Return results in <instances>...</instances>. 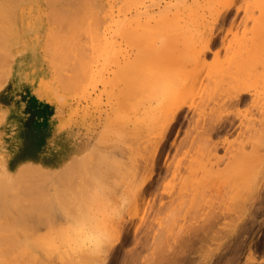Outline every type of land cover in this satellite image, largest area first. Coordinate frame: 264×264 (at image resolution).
<instances>
[{
  "label": "rangeland",
  "instance_id": "obj_1",
  "mask_svg": "<svg viewBox=\"0 0 264 264\" xmlns=\"http://www.w3.org/2000/svg\"><path fill=\"white\" fill-rule=\"evenodd\" d=\"M75 1L77 0H72V3L71 0L67 3L65 2V0L59 1L60 3H63L65 9L63 8L62 3H57V5L54 4L55 7L60 6V9L56 7L57 9L54 10L55 13L53 14H57V16L49 14V19H46L47 16L45 14H43V17L42 14L36 13H34V17H32V15H29L28 13H26L23 17L20 14L16 15L17 18L15 19L18 20V25H20L23 21V24H21V26H18V29H20L18 30L16 28L17 23L14 19L16 23V26L14 28L16 30L13 31V34L16 31H20L19 33L16 32L18 33V36L20 35V39L17 44V47H19L18 50L22 51V49L25 50L26 48H28L29 45H34V47H36V57H32V59L35 60V63L37 65L34 66V64H32L31 62H22L18 60V57H14V55H12V57L8 56L7 59L3 62L2 59L0 63V168H2L6 164L7 170L12 173L14 177L10 183L0 181V191L4 194H11L10 197L8 196V199L0 196V203H6V206L4 208V220L1 221L0 217V238H18L21 240H26L29 238L40 242L41 240H44L47 243H50L51 240H59V238H56L52 235L51 227L53 225H64L68 223L65 216L66 212H71L74 209L87 207L90 205L94 208L100 207V204L94 201V191H97L104 187H109L112 189V198L117 199L119 192L129 190L134 191L135 187L138 184L142 183V181L139 182V180H136L137 176L144 174L145 176H140V179L144 181V177H146L150 171H153L154 180L152 181L150 186H148L145 190L144 196H142L143 193H141L139 194L141 196L140 198L135 197V191L133 201L134 199H139L136 201L137 203L134 202L136 204L135 206L132 205V201L127 213L123 216L126 222H124L123 219H120L113 223L112 227L116 235V241L107 254L102 256L101 259H98L97 256H94L92 257V259H89L87 261L88 258L86 259V256H84L83 259H79V257L72 258L73 254H71L68 258H62L55 251L50 253L42 251L44 264H99V260L103 261V259L104 264H150V261L153 262L151 264H155L156 261H158V253H161L160 255H163V252L158 251L160 249L158 247L164 244L163 248L162 246L161 248H165L166 251L162 249L161 250L164 251V253L168 251V254L166 253L167 256L166 254H164L165 259L167 260V258L170 256L169 254L172 255L175 251L171 249V247L174 248L173 246L170 247V250L168 249L167 245L169 244L170 246V244H173L174 240V244L176 245V247H179V245L177 244H181L183 246L184 251L182 250L180 252H182L183 254L185 252L187 253L182 256L183 254H181L180 252V254H176L174 252L177 256L175 263H169L162 257L165 260L164 261L162 259L165 262L164 264H199V261L197 262L196 260L197 258L198 260H200V264H205L202 263L201 260L207 258L210 259L209 255L210 257L213 255L212 251H214L213 257L215 256L216 258L212 257V259L210 260L207 259L208 262L206 264H213V260L216 261V264H264V144H261L259 135L256 134V132L260 130L259 127H261L262 125L264 126V68L258 66L262 64L264 67V35L260 32L264 28V12L262 11V9L264 8V0H260L259 2L258 0H221V2H219V5L216 1L220 0H198L199 2H197V0H192L193 2L191 0H187L188 7L191 8L192 4V7L195 11L193 9L189 13L187 11H185L184 13L181 11L180 13H177L179 17L175 14L176 12L174 10L170 11L169 13L168 11H162L164 15L166 13L165 17L169 16L165 19H163L162 17L163 13L161 12V10L158 11V8H155L154 13L158 11L157 14H159L158 16H160V18L157 16V14H155V17L152 16L153 20L154 18L159 19L152 21L153 30H155L153 31L154 35L151 34V32L150 34L153 36L150 39L151 36H147L149 33H146V37H142V39L144 38L145 41H142L141 45L133 44L134 47L131 46H133V40L134 42H136V39L130 40L131 37L129 36L106 30L103 26V21H101L103 19L98 20L99 23L103 24H101L100 26L101 29L99 28V26L92 27L90 25L89 27V23L91 24L93 20H91V17L87 15H82V17L87 16L89 17L88 19L87 17L83 18L84 20L80 19L81 15L79 16L78 14H76V8H74L75 6H77V3L79 1ZM213 1H215L216 3ZM56 2L57 1H55V3ZM208 2L211 6L213 4V7H210V5L208 6ZM68 4H73L71 5L72 9L69 8L71 6ZM228 5L230 8L228 7ZM162 6H164V3ZM217 7H219V12H217L218 10H216ZM228 8L229 10H227ZM69 9L71 11H75L74 16L69 11ZM58 10H61V12L63 13L59 12ZM66 10V16L69 18L66 17L63 20L59 17L61 19V25L63 23L64 25H66L65 27H63V29L68 28L66 29L67 31L65 35H75L73 28H76L75 30H78L80 33V35L79 33H77L79 36H75L76 39H84L87 37L88 39H86L91 43L89 39L92 38L93 43L90 44L88 42L89 46L85 44L87 42H84L85 46H88L87 50L90 51V46H95L94 49H98H92V52H88L87 50H85L87 54L84 53V55L86 54L85 56L90 53L92 56L93 53L92 57H95V59L92 60L91 57L88 58L89 56L86 58L84 55L82 57L84 58L83 61L85 62H88L89 59L93 61L89 62V66H91V68L93 67V79L96 77L95 80L92 79L93 81L91 80L87 85L86 93L82 91L81 87L78 91L75 89V87H73L74 85L72 86V80L74 78H79V75L77 77L73 76L74 78L72 77L73 79L69 80V77L67 76L71 75V71L68 68L62 69L65 67V65L68 66V64H66L65 57L63 60V57L58 55L60 47H55L56 43H58L57 45L60 44L61 37L64 36V33H59L63 30L60 27L64 25L61 26L59 23H57V20L59 18L55 21L54 17H58V15L60 16L62 14H65L64 12ZM209 11H211V14ZM214 11L215 13L212 14ZM224 11L226 12V17H224ZM154 13L152 15H154ZM217 13L218 15L216 17ZM28 15L32 17L31 20ZM51 15L54 17H51ZM75 15H78L76 16L77 20H75V22L78 21V25H74L73 28H70L69 25L74 24L71 18L74 17L75 19ZM37 16H39L40 18L36 19ZM64 16L65 15L61 17L63 18ZM162 19L164 20V22ZM27 20L31 21L30 25L27 24ZM37 20L42 22V24L40 23V25L38 23L39 21ZM160 20L162 21L160 22ZM176 20L178 23L176 22L175 26L174 24ZM71 21L73 23H70ZM183 21L185 25L183 24ZM193 21H199L200 23L197 24V22L194 23ZM172 22L174 23L172 24ZM32 23L35 24L36 27L32 25ZM43 23H45L47 26ZM79 23L81 24V26L79 25ZM169 23H171L172 28L169 27ZM178 24H182L183 26ZM260 24L263 26H260ZM161 25L164 26V28L162 27V31L159 28L161 27ZM187 25L190 28L187 27ZM84 26H86V29L88 27V30L84 29ZM173 27L174 29H177L179 27L177 30L180 29L181 31L174 30ZM89 28H93L91 29L90 34ZM21 29L23 30V32H21ZM164 29L165 31L163 32ZM84 30H86L85 32H88L85 33ZM93 30H97L96 32L101 31L100 35L95 34ZM171 30H173V32ZM187 30H189L190 32H188ZM192 30L193 32H191ZM194 30H200L199 33L200 36L202 35V38H199V33H194ZM49 31H51V34ZM29 32L31 33L29 34ZM52 33L53 35H56V42L52 37ZM111 33H114L116 38L112 37ZM59 34H61V37H58ZM36 35L38 36V38H36ZM47 35H49L47 39L49 40V43L51 41L54 45L52 46L53 50L48 49L51 47L47 46L43 41L47 38ZM191 36H193V38ZM204 36H208L207 38L209 39H215L212 45L213 50L211 49V52L209 53H205L203 50L208 40ZM68 37L66 36V38ZM190 37L193 39V41ZM93 38L95 40H93ZM98 38L100 41H102V45L103 43L105 44L104 47H102V45L99 43L100 41H98ZM102 38L104 39V42ZM187 38L190 39L187 40ZM198 38L201 39V42L200 40L198 41ZM204 38L206 39V41ZM96 39L98 42L96 41ZM123 39H128V41L124 42ZM137 39H139L138 41L141 40L140 37ZM47 40L45 41L47 42ZM76 42L77 41H73V43ZM179 42H181L182 45H180ZM192 42L194 44L195 42L197 43L195 46H193ZM26 44L28 46H26ZM107 44L108 46L106 47ZM177 44L179 48L186 47L185 49H188L190 53H193V50L190 47H194L196 50L198 49V51H201L199 52L200 57H203L204 59H201L202 61H200L199 57V59L197 58L198 62L196 61V64H193L191 60H187L189 53L187 54L186 52L188 51L183 48L185 51H183L182 53L177 52L178 50H180L177 47ZM45 45L47 47H45ZM116 47L117 49L119 47V49H115ZM55 48L58 50H55ZM107 48L110 50H108ZM175 48H178V50H176ZM99 49L102 51H100ZM136 49L138 50V52H136ZM183 49L181 48V50ZM107 51H111V54L114 55H112L113 61H110V57L105 60V57L109 54L107 53ZM81 52L82 51H80V53ZM135 53L136 56H134ZM174 53L176 54V56L178 55L177 53L181 54L180 59L178 60L177 58H179V56L177 58L174 57L177 61L173 58V56L175 55ZM183 54H187V56H185V60H187L189 63H186L184 57L183 59L181 58ZM63 55H65V53ZM169 56L171 58H169ZM128 57L129 63L130 61H133L134 58L136 60L137 57L138 63L139 61H144L142 68H145L146 66V69H142V64L140 65V63V66L138 67L139 69L141 68L142 70H144L145 75H143V71L141 69V72H138V69L134 70L137 73L138 77H140V79L143 78L142 80H146L148 78L150 79L152 77H158L157 81L156 79L154 80L156 81V83L159 81L158 83L160 84L157 83L159 86L161 84L163 86L167 84L166 87L168 86L171 89H173L172 85H175V83L177 82L176 87L178 86L180 89V97L182 98L183 95V98H186L187 101L188 106H184L182 113L177 117L176 121H173L174 123L171 121L172 123L168 129V132L166 133V138H164V141L162 142L161 147L159 149L160 152H157L155 156L156 158L154 159L152 157L154 154V150L157 148V144L160 141V137L162 136L161 133H163L165 126L169 125L168 123H170V120H172V112H168V109L166 110L165 107L167 106L166 108L171 109V107L168 106L169 103L171 106L172 102H170L169 100L174 97L171 96L173 91H169L171 93H164L166 91V88L164 89L165 86L163 87L161 85L162 87L159 88L157 85H155L158 87L156 88V90L159 89L157 91L158 95L160 93V95L162 96H158L160 97L158 98L160 102L159 100H156V102L154 103V107L158 106L160 108V105H164V110L168 112V114L166 115L169 116L170 113V116L169 118L166 117V121H164L165 119L163 120V118H161V121H159L161 124H166L165 126L159 124V127H157V129L160 127V129H162V131H159L158 129V131L160 132L159 134H161V136H159L157 130L155 131V135L152 133L149 136L148 134L151 133V131L149 130L148 126L151 125V122L149 123V125L147 123L148 126L137 125V122L135 120H137L139 115L127 111V109H132L127 106V103H125V91L122 92V90L127 87V84H130V81H128L127 84L125 82L124 84L121 83V81H119L116 75H114L117 74V70H115L116 72H113L114 69H118L119 64H122L123 66L124 62H128L126 61ZM260 57L263 59H261ZM85 58L87 59V61L85 60ZM151 58L154 63L151 61ZM258 58L260 60H258ZM181 59L183 60V62ZM58 60H62L64 61V63L62 61L59 62ZM116 60L119 61L118 64H116ZM135 60L132 63H135ZM249 60H252V62ZM184 61L186 64L184 63ZM203 61L205 63H203ZM253 61L256 64L255 67H258L259 69L253 70L254 67H250L251 63V65H253ZM259 61H262L263 63L261 62L259 64ZM73 62L69 61V63ZM61 63H63L64 65H62ZM76 64H78L77 66H80V61L79 63L78 61H76ZM181 64L183 65L181 66ZM232 64L233 66L238 65L236 66V68L239 67L238 69L240 70V73L235 67L232 66ZM185 66H187V68H185ZM248 66L250 70L248 69ZM197 67L199 69L196 70ZM101 68H103V70ZM150 68L154 72L152 73V77L150 74ZM223 68L224 70L222 71ZM111 69H113V74L110 73ZM147 69L149 70V72H147ZM181 69H183L182 72L179 71ZM228 69L229 71H231L232 69L234 71H231L230 73L227 72ZM244 69H246V72H244ZM101 70L103 72H100ZM212 70L216 72V75L214 74L215 76L211 74V72H213ZM255 70H258L257 72L262 70L261 74L258 73V75H260L259 78L255 75L257 74ZM183 71H188V73L191 71L189 74L186 72V74L188 75H193L195 72H197V74H194V78H191V80L187 81L185 80V73L184 76H182ZM250 71H254L255 74L254 72L251 73ZM225 72L227 73L225 74ZM236 72L238 75L236 74ZM148 73L150 74V77H148ZM245 73H247L248 75H245ZM231 74L237 75H233L234 81L239 82L235 83L233 81L234 83H232L233 77ZM197 75H200L198 76L199 78H196ZM254 75L256 76V78ZM100 77L101 79H99ZM109 77H112L113 80ZM211 77H213L214 79L211 80ZM116 78L118 79V81H116L115 84V80H117ZM208 81L210 83V86H214H211V89L209 87V90L211 91H208L207 89L209 86ZM131 82H133V80ZM178 82L180 83L178 84ZM217 83L218 85H216ZM90 84L93 85L89 86ZM110 84L113 86H109ZM168 84L172 85L170 86ZM214 84L216 85V87ZM229 84H232V86ZM236 84H239V86L241 84H244L243 88L247 86L246 89L250 92L249 100L241 105H234L228 102L224 103L223 101L228 100L226 97H231L229 93L231 95L233 94L232 88H234L235 91V87L237 86ZM179 85L183 86V90H181ZM239 86L237 87H241L242 89L243 85H241L240 87ZM76 87L78 88V86ZM168 87L167 91L170 89ZM204 88H206L207 90H205ZM218 89L219 91L217 92ZM203 92L205 93L203 94ZM206 92H209V95L211 94L209 99V95L207 93L206 96ZM216 92L217 95L214 96V93ZM167 94L169 95V97L167 96V98H165V95ZM225 94L228 96H225ZM203 95L204 97H207V99L205 98L204 107H202L203 103L201 98ZM221 98L223 99V101ZM165 102L166 104L168 103V105H166ZM173 103L175 102L173 101ZM176 104L172 106L173 109L175 108L174 106H176ZM21 106L27 108L28 111H30V109L38 108V112L40 114H44L46 117H48L47 114L53 113L57 120L56 122L59 123L61 129L65 132H71L73 136L71 141L72 143H74V146L71 155L64 162L57 163V161L54 162L53 160L50 161L49 164L45 165L36 164L33 162L22 163L20 165H17L12 161L10 150L6 149L3 146L1 130L4 129V126L6 128V125L9 124H15L18 128H22L21 125H24V123H26L27 121H19L23 118V115L19 112V110L22 108ZM261 106L263 107V109H261ZM161 111L163 110L161 109ZM134 115L137 116L136 119ZM261 122L263 123L261 124ZM45 123L46 122L38 123L37 125L38 127H41L40 129H42L44 126H46ZM218 123H221V125ZM228 123H230L231 126L225 128V125H228ZM214 125L216 127V130L214 131L212 136H208L207 130ZM138 127L141 128L137 130V133L135 131L136 129H138ZM256 128L258 129L255 130ZM122 130L129 134L128 138L127 133H125L127 134L125 137L124 133L122 136L127 140L123 139L122 137H119L120 132H123ZM154 137L156 139L159 138L158 142L156 141L157 144L155 143L156 145L151 144V142L154 143L152 141L154 140ZM149 138H152L150 139L151 142H149L150 140L148 141ZM146 141H148L151 145L148 142L146 143ZM210 143H212L213 145ZM209 144L210 148H208ZM211 145L216 148V151L214 148H212L214 151L211 152ZM214 145L217 147H215ZM233 155L235 157V160H233V165L230 163L232 168L229 167L228 170L227 168L224 169L225 165H227V163L230 161V158L233 159ZM226 158L227 160H225ZM150 159L153 160L150 161ZM56 166H58L59 169L55 170V172H51L52 168H55ZM233 166L236 170H234L235 174L232 170ZM117 167H120L119 173H115L117 171L116 169H118ZM114 168L116 169L113 170ZM135 180L139 183H137ZM31 189L34 190L35 193H41V191L45 189L43 191L44 193H48L49 197H46V195L48 196V194L40 193L39 195L37 194L34 197L35 193L31 191ZM30 192H32V194ZM26 193H30V195L27 196ZM32 195L33 198L31 197ZM27 197H30L28 198L29 200L27 199ZM50 197H52L51 204L48 201ZM232 198L234 199V201L236 200V198L237 200L239 199L237 201L238 203L236 202V204ZM28 201H31V203H35L34 205L36 210L31 211L30 209L32 207L27 208V205L29 204H27ZM31 203L29 204V206H32L33 203ZM43 205H45V207ZM250 205L252 206L251 208ZM231 206L233 209L231 208ZM248 207L250 208L249 212ZM254 207L256 209H254ZM216 208V211H220L223 208H227L228 211L231 209L230 213H233L236 216L237 221L236 219L233 220L234 215L230 214L226 209L227 213L225 212V216V213L222 212L224 214L222 216L223 219L220 220L221 222H219L221 224H218L217 227L215 226L216 228L219 227V231H217V233L215 234H211L212 238L209 239L208 237V240H210V242L206 239L208 242L204 240L205 242L203 243V245H200L201 241L199 240L198 245H200L201 247H195L192 244L196 242L194 241V239L196 240V237L194 238V236L190 235H196V232L194 234V230H192L194 229L193 226H195L197 222H201V220L205 218L204 214L207 213L210 209L215 210ZM27 209L30 211H27ZM41 209H45L42 210V213H45L46 215L42 214L41 212V214H38ZM244 209L246 211H244L245 213L242 212V210ZM232 210L235 212H233ZM40 215H43V218ZM131 215L135 218V224H130L132 228L128 224H125L127 223V219ZM227 215L229 216L227 217ZM30 216H34L32 219L41 220L42 218L44 221L41 220L39 222L30 220L32 223L34 221L35 224L33 223L34 225L32 224L30 227H28L30 223H27L28 226L25 227V225H27V218L29 220ZM226 217H230V220ZM83 221L91 226L94 223V218L85 217L83 218ZM203 221L205 222V220ZM15 222H19V226L11 224ZM201 224V228H203V222H201ZM201 224L198 223L195 229L200 228L199 225ZM222 224L223 226H221ZM124 225L125 229H123ZM211 226L214 227V225ZM31 227H33V229H31ZM228 229L231 230L229 231ZM177 236L179 237L176 238ZM185 238L188 240L186 241ZM176 239L178 240L176 241ZM171 241L173 243H171ZM196 243L195 245H197ZM53 245L56 246L55 243H53ZM184 247H186L187 249ZM206 248L213 250H210V252ZM200 252H203V255L200 254ZM80 253L82 255L84 254L82 252ZM80 253L78 252L77 254L81 256ZM87 253L85 252V255ZM178 254L181 256H178ZM19 255L17 253V256ZM156 255L158 256L152 258ZM89 257L91 258V256ZM179 257L182 262L178 260ZM182 257L184 258V260ZM218 258L219 260H217ZM251 258H254L255 261L252 260V262ZM151 259H153V261Z\"/></svg>",
  "mask_w": 264,
  "mask_h": 264
},
{
  "label": "bare ground",
  "instance_id": "obj_2",
  "mask_svg": "<svg viewBox=\"0 0 264 264\" xmlns=\"http://www.w3.org/2000/svg\"><path fill=\"white\" fill-rule=\"evenodd\" d=\"M54 1V2H53ZM55 1H57L56 3H55ZM59 1H62V0H0V63H1V60H2V62L3 61H5L6 59H7V57L8 56H11L12 57V55H14V57L16 56V57H18V60H20V61H22V62H25V63H28V62H31L32 64H34V66H36L37 64L35 63V60L34 59H32V57H36V55H35V48L36 47H34V45L33 46H30L29 45V47L28 48H26L25 50L24 49H22V51L21 50H18V48L19 47H17L18 45V41H19V39H20V35L18 36L17 34L20 32V31H16V32H18V33H14L13 34V31L14 30H16L14 27L16 26V28L18 29V26H21V24H23V21L21 22V24L20 25H18L19 23L17 22L18 20H16L15 18H17V16L16 15H21L22 17L26 14V13H28L29 15H32V17H34V13H36V14H42V17H43V14H45L47 17H46V19L48 18H50V17H48V15L49 14H52V15H54V16H57V14H53V13H55V9H57L56 7H58V6H56L55 7V5L54 4H56L57 5V3H60ZM79 1V2H78ZM192 1V0H191ZM194 1H196V0H194ZM216 1V0H215ZM215 1H213V2H215ZM260 0H258V2H259ZM65 2L67 3V2H70V0L69 1H66L65 0ZM75 2H78L77 3V6H75L74 8H76L75 10H76V14H78L80 17V19L82 20L83 18H86L87 16H89V17H91V20H93L92 22H91V24L89 23V27H90V25L92 26V27H97V26H99V28H100V26H101V24L102 23H99V19L101 20V19H103V20H101V21H103V26H104V28L106 29V30H108V31H112V32H114V33H118V34H124V35H126V36H129V37H131L130 38V40L131 39H136V42H134V40H133V43H132V45L133 44H136V45H141V42L142 41H145L144 40V38L142 39V37H146V33H151V34H153V31H155V30H153V25H152V21H154V20H159V19H155L154 17H155V14H157V12L158 11H160L161 10V12L162 11H168V13L170 12V11H172V10H174L176 13V15H177V13H180L181 11L184 13L185 11H187L188 13L189 12H191L192 11V9H193V7H192V4H191V8L190 7H188V4H187V0H77V1H75ZM74 2V3H75ZM193 2V1H192ZM197 2H199L198 0H197ZM217 3H218V5H219V2H221V0L220 1H216ZM215 2V3H216ZM62 3V2H61ZM60 3V4H61ZM65 3V4H66ZM71 3H72V0H71ZM73 3V4H74ZM163 3H164V6H162L163 5ZM189 3V2H188ZM195 3V2H194ZM193 3V4H194ZM214 3V4H215ZM73 4H68V5H73ZM260 4H262V3H260ZM48 5V6H47ZM76 5V4H75ZM187 5V6H186ZM208 6L210 5L209 4V2H208V4H207ZM206 5V6H207ZM231 5V4H230ZM62 6H63V8H64V5H63V3H62ZM52 7H55V8H52ZM210 7H213V4H212V6L210 5ZM228 7H229V5H228ZM261 7V6H260ZM264 7V6H263ZM262 7V8H263ZM62 8V9H63ZM69 8H71L72 9V6L71 7H69ZM73 8V9H74ZM155 8H158V11H156L155 13H154V10H155ZM203 8V7H202ZM218 8L219 7H217V9L216 10H218ZM230 8V7H229ZM229 8L227 9V10H229ZM262 8H260V9H262ZM58 9H60V6L58 7ZM61 9V10H62ZM65 9V8H64ZM68 9V8H67ZM199 9V8H198ZM214 9V8H213ZM61 10H58L59 12H61ZM157 10V9H156ZM190 10V11H189ZM194 10V9H193ZM209 10H210V8H209ZM215 10V9H214ZM226 10V11H227ZM54 11V12H53ZM57 11V10H56ZM69 11L72 13V15L74 16V14H75V11L74 10H70L69 9ZM195 11V10H194ZM261 11V10H260ZM262 11L264 12V8L262 9ZM261 11V12H262ZM66 12H67V10L64 12L65 14H62V15H58V17H54V16H52L51 15V17H54V20L56 21L59 17L61 18V19H63L64 20V18H66L67 16V14H66ZM160 12V13H161ZM186 12V13H187ZM210 12V14H211V11H209ZM217 12H219V10L217 11ZM229 12V11H228ZM56 13H58V12H56ZM61 13H63V12H61ZM154 13V15H152ZM163 13V12H162ZM167 13V14H168ZM182 13V14H183ZM196 13V12H195ZM215 13V11L212 13V14H214ZM172 14V13H171ZM193 14V13H192ZM204 14V13H203ZM226 12L224 11V17H226ZM264 14V13H263ZM263 14H262V17H263ZM28 15V16H29ZM44 15V16H45ZM63 15H65L63 18L61 17V16H63ZM78 15H75V19H74V17H72L71 19H72V21L74 22V24L73 25H71L70 23H73L72 21L70 22V23H68V24H70L69 26H70V28H73L74 27V25H78V21H76L75 22V20H77V18H76V16H78ZM82 15H87V16H85V17H82ZM159 14H157V16H158ZM165 15H166V13H165ZM165 15H164V13H163V19H165V18H168L169 16H167V17H165ZM184 15V14H183ZM196 15V14H195ZM199 15V14H198ZM197 15V16H198ZM217 15H218V13L216 14V17H217ZM36 16V15H35ZM68 16H69V12H68ZM70 16H71V14H70ZM152 16H154L153 18H154V20L152 19ZM178 16V15H177ZM176 16V17H177ZM186 16H189V15H186ZM203 16V15H202ZM30 17V20H31V16H29ZM89 17H87V19L89 18ZM159 18H160V16H158ZM161 17V18H162ZM179 17V16H178ZM181 17V16H180ZM183 17V16H182ZM194 17V16H193ZM200 17V16H199ZM223 17V16H222ZM19 18V17H18ZM25 18V17H24ZM23 18V19H24ZM39 19L40 17L39 16H37L36 17V19ZM58 19L57 20V23H59L60 25H61V19ZM67 18H69V17H67ZM78 18V19H79ZM195 18H197V17H195ZM14 19H15V21H16V23H15V21H14ZM22 19V20H23ZM42 19V18H41ZM79 19V20H80ZM87 19H85V20H87ZM95 19V20H94ZM162 19V20H163ZM172 19V18H171ZM176 19V18H175ZM174 19V20H175ZM223 19V18H222ZM225 19V18H224ZM26 20V19H25ZM29 20V21H30ZM84 20V19H83ZM162 20H160V22L162 21ZM170 20V19H169ZM168 20V21H169ZM178 20V19H177ZM177 20L175 21V26H176V22H177ZM195 20H197V19H195ZM28 21V20H27ZM26 21V22H27ZM28 21V23L27 24H29L30 25V23H31V21L29 22ZM36 21V20H35ZM37 21H39V20H37ZM42 21V20H41ZM100 21V22H101ZM186 21V20H185ZM85 22V21H84ZM84 22H81V23H84ZM163 22H164V20H163ZM190 22V21H189ZM194 22V21H193ZM195 22H197V21H195ZM194 22V23H195ZM39 24L41 23L42 24V22H38ZM75 23H77V24H75ZM100 25H99V24ZM174 22H172V24H173ZM178 23V22H177ZM200 22L198 21L197 22V24H199ZM202 23V22H201ZM16 24V25H15ZM24 24H25V22H24ZM40 24V25H41ZM43 24H45V23H43ZM156 24H157V21H156ZM161 24V23H160ZM160 24H158V25H160ZM165 24V23H164ZM183 24H184V21H183ZM207 24V23H206ZM262 24V23H261ZM260 24V26H263V25H261ZM32 25H34L35 26V24H33L32 23ZM46 25V24H45ZM62 25H64V23L62 24ZM61 25V26H62ZM79 25L81 26V24L79 23ZM84 25H86V24H84ZM169 27H171V23H169ZM178 25H182V24H178ZM185 25V24H184ZM191 25V24H190ZM259 25V24H258ZM24 26V25H23ZM22 26V27H23ZM47 26V25H46ZM66 25H64V26H62V27H60V28H62L63 29V27H65ZM72 26V27H71ZM166 26H168V25H166ZM183 26V25H182ZM198 26V25H197ZM27 27H28V25H27ZM30 27V26H29ZM36 27V26H35ZM37 27H38V24H37ZM42 27H44V26H42ZM162 27L164 28V26H162L161 25V27H159L160 29H161V31H162ZM181 27V26H180ZM187 27H189L188 25H187ZM25 28V27H24ZM23 28V29H24ZM159 28H158V30H159ZM168 28V27H167ZM172 28V27H171ZM179 28V27H178ZM177 28V29H178ZM185 28H186V26H185ZM184 28V29H185ZM190 28V27H189ZM207 28V27H206ZM209 28V27H208ZM30 29V28H29ZM32 29V28H31ZM40 29H41V27H40ZM61 29V30H62ZM66 29H68V28H66ZM66 29H63L61 32H59V33H61V34H63L64 36H62L61 37V34H59V36L58 37H61V42H60V46L59 45H57L58 43H56V48H58V47H60V49H59V51H58V55L59 56H61V57H63V60H64V57H65V61H66V64H68V66L67 65H65V67L64 68H62V69H69L70 71H71V75L69 76H67V77H69V80H71V79H73L74 77H77L78 75H79V78H74L73 80H72V86L73 87H75V89L76 90H80V87L82 88V91H84L85 93H86V89H87V85L89 84V82L93 79V67L91 68V66H89L90 65V61H91V59H89L88 60V62H85V61H83V59L84 58H82L83 57V55H84V53H86L87 54V52L85 51V50H87L88 49V46H89V41L86 39V38H84V39H86V40H84V39H82V38H80V39H76L75 38V36H77L78 34L77 33H79V31L78 30H75L74 28H73V30H74V33H75V35H72V34H67V35H65V33H66ZM84 29H86V26H84ZM91 29H93V28H91ZM91 29L89 28V34H90V32H91ZM101 29V28H100ZM156 29V28H155ZM173 29H174V27H173ZM177 29H174V30H177ZM194 29V28H193ZM205 29V28H204ZM255 29H258V28H255ZM262 29V28H261ZM18 30H20V29H18ZM22 30V29H21ZM35 30V29H34ZM45 30V29H44ZM51 30V29H50ZM60 30V29H59ZM58 30V31H59ZM86 30H88V27H87V29ZM86 30H84V32L86 31ZM167 30V29H166ZM169 30V29H168ZM180 30V29H179ZM179 30H177V31H179ZM191 30V29H190ZM196 30V29H195ZM194 30V31H195ZM25 31V30H24ZM30 31H32V30H30ZM36 31H38V30H36ZM43 31V30H42ZM52 31V30H51ZM51 31H49L50 32V34H51ZM77 31V32H76ZM94 31V30H93ZM92 31V32H93ZM97 31V30H96ZM96 31H94V33L95 34H99L100 35V32H96ZM104 31V30H103ZM108 31H105V32H108ZM157 31V30H156ZM165 31V29L163 30V32ZM172 32H173V30H171ZM181 31V30H180ZM188 32H190L189 30H187ZM200 31V30H199ZM199 31H195L194 33H199ZM259 31H260V29H259ZM263 31H264V28H263V30H261L260 32L264 35V33H263ZM21 32H23V30L21 31ZM34 32V31H33ZM32 32V33H33ZM48 32V31H47ZM88 32V31H87ZM87 32H85V33H87ZM105 32H104V34H105ZM191 32H193V30L191 31ZM205 32V31H204ZM209 32V31H208ZM208 32H207V34H208ZM26 33V32H25ZM31 32H29V34H30ZM73 33V34H74ZM114 33H111L112 34V37H114V38H116V36L114 35ZM154 33H156V32H154ZM170 33V32H169ZM202 33V32H201ZM258 33V32H257ZM260 33V34H261ZM21 34V33H20ZM36 34V33H35ZM41 34V33H40ZM103 34V33H102ZM101 34V35H102ZM111 34H110V36H111ZM142 34H143V36H142ZM144 34H145V36H144ZM147 35V36H151L150 37V39L152 38V36L154 35ZM37 35H38V33H37ZM36 35V36H37ZM44 35V34H43ZM79 35H80V33H79ZM78 35V36H79ZM263 35H262V38H263ZM29 36V35H28ZM27 36V37H28ZM48 36L49 35H47V38L45 39V40H47L48 39ZM66 36L68 37H71V36H73V37H71V38H66ZM122 36V35H121ZM197 36H198V34H197ZM211 36V35H210ZM209 36V37H210ZM52 37H53V39H54V41L56 42V35H53V33H52ZM100 37H102V36H100ZM99 37V38H100ZM123 37V36H122ZM140 37V41H138L139 39H137V38H139ZM192 38H193V36H191ZM190 37V38H191ZM205 37V36H204ZM208 37V36H207ZM207 37H205L206 39H208L207 40V43H206V46H204L205 48H203V50H204V52L205 53H209V52H211V49H212V45H213V43H214V40L215 39H212V38H207ZM214 37V36H213ZM36 38H38V36L36 37ZM41 38H42V36H41ZM67 40H66V39ZM99 38H98V41H100L99 40ZM121 38V37H120ZM190 38H187V40L188 39H190ZM191 38V39H192ZM199 38H202V35L200 36V33H199ZM198 38V41L200 40V42H201V39H199ZM204 38V39H205ZM258 38V37H257ZM261 38V39H262ZM26 39V38H25ZM33 39V38H32ZM65 39V40H64ZM69 39V40H68ZM101 39V38H100ZM103 39V38H102ZM148 39V38H147ZM186 39V38H185ZM203 39V40H204ZM206 39H205V41H206ZM264 39V38H263ZM262 39V40H263ZM45 40H43L44 42H45V44L47 45V46H49V47H51V48H48V49H51V50H53L52 49V46H54L53 44H52V42L50 41V43H49V40H47V42L45 41ZM83 40V41H82ZM90 41H91V43L90 44H92L93 42H92V38H90L89 39ZM93 40H95L94 38H93ZM124 40V39H123ZM257 40V39H256ZM73 41L75 42V41H77L76 43H73ZM82 41V42H81ZM96 41H97V39H96ZM95 41V42H96ZM97 41V42H98ZM110 41V40H109ZM108 41V42H109ZM128 41V39H126V40H124V42H127ZM191 41V40H190ZM192 41H193V39H192ZM195 41H196V39H195ZM261 41V40H260ZM23 42V41H22ZM21 42V43H22ZM80 42V43H79ZM84 42H89L88 44L87 43H85L86 45H88L87 47L85 46V44H84ZM101 42L102 41H100L99 43L101 44ZM103 42H104V39H103ZM132 42V41H131ZM139 42H140V44H139ZM82 43V44H81ZM177 43V42H176ZM193 43V42H192ZM196 43L197 42H195V44L193 43V46H195L196 45ZM257 43H258V41H257ZM23 44H25V43H23ZM29 44V43H28ZM38 44V43H37ZM84 44V45H83ZM120 44V43H119ZM179 44L180 45H182L181 44V42H179ZM45 45V47H47ZM79 45V46H78ZM102 45V44H101ZM104 43H103V45H102V47H104ZM129 45H130V43H129ZM128 45V46H129ZM184 45V44H183ZM190 45V44H189ZM203 45V44H202ZM204 45H205V43H204ZM26 46H28L27 44H26ZM83 46V47H82ZM108 46V44L106 45V47ZM175 46V45H174ZM257 46V45H256ZM44 47V48H45ZM79 47V48H78ZM91 47V48H90ZM89 47V49H90V51L89 50H87L88 52H92V49L93 50H98V49H94V47H92V46H90ZM105 47V48H106ZM130 47V46H129ZM131 47H134V45L133 46H131ZM140 47V46H139ZM177 47H178V44H177ZM22 48V47H21ZM20 48V49H21ZM55 48V50H58V49H56ZM84 48V49H83ZM179 48V47H178ZM178 48L176 49V50H178ZM182 49L184 48V47H181ZM181 48H179L180 50H181ZM186 48V47H185ZM184 48V49H185ZM192 50H193V53H190L189 51H188V49H185L186 51H188V52H186L187 54L189 53V56H190V59H189V56H188V59L187 60H191V62H193V64H196L195 62L197 61L198 62V59H199V57H200V53L199 52H201V51H198V49L196 50L194 47L192 48V47H190ZM189 48V49H190ZM199 48H202V47H199ZM108 49V48H107ZM115 49H117V47L115 48ZM118 49H119V47H118ZM117 49V50H118ZM133 49V48H132ZM138 49V48H137ZM136 49V52H138V50ZM178 50L177 52H183V51H185V50ZM47 50V49H46ZM84 50V51H83ZM100 50V49H99ZM108 50H110V49H108ZM200 50H202V49H200ZM213 50V49H212ZM80 51H82L81 53H80ZM100 51H102V50H100ZM120 51V50H119ZM65 53V55H63L64 53ZM99 52V51H98ZM121 52V51H120ZM120 52H119V54H120ZM197 52H198V54H197ZM203 52V53H204ZM247 52V51H246ZM54 53V52H53ZM83 53V54H82ZM101 53H104V52H101ZM107 53H109L106 57H105V60H107L109 57V59H110V61H113V57H112V55L113 54H111V51H107ZM130 53H131V51H130ZM85 54V55H86ZM97 54V53H96ZM118 54V53H117ZM118 54V55H119ZM175 54V53H174ZM178 55L176 56V54L173 56V58L174 57H178L179 56V58H177V60L178 59H180V53H177ZM187 54L186 55H184L183 54V56H181V58L183 59V57H184V60H185V56H187ZM192 54V55H191ZM84 55V56H85ZM203 55V54H202ZM89 56V57H88ZM92 56H93V53H92ZM91 56V53L90 54H88L87 56H85L86 58L88 57V58H92V60L93 59H95V57L93 58ZM114 56V55H113ZM131 56V55H130ZM134 56H136V53L134 54ZM264 56V55H263ZM99 57V56H98ZM141 57V56H140ZM250 57H252V56H250ZM261 57H262V55H261ZM260 57V58H261ZM85 58V60L87 61V59ZM101 58V57H100ZM134 58V57H133ZM138 58V57H137ZM136 58V60H135V58L133 59V61H130V63H129V57L127 58V60L126 61H128V62H124V64H123V66H122V64L119 66L118 65V69H114V71L113 72H116L115 70H117V74H114V75H116V77L119 79V81H121V83H123L124 84V82L127 84V82L128 81H130V84H125L127 87H125L123 90H122V88H121V90H122V92H124L125 93V103H127L128 105L127 106H129L132 110H130V109H127V111H130V112H133V114H136V115H139L138 116V118H137V120H135L136 122H137V125H141V126H144V125H147V123H148V125H149V123L151 122V125H147L148 126V128H149V130L151 131V133H149L148 135L150 136V134H156L155 133V131L157 130L158 131V129H159V131H162V129H160V128H158L157 129V127H159V124H161L159 121H161L160 119L161 118H163V120L164 121H166V117L167 118H169V116H170V113L172 114L171 115V117H172V120H170V123H168L169 125H167V126H165L166 124H164L163 122V124H161V125H164L165 126V129L163 130V133H161L162 134V136H161V134H159L160 132L158 131L157 133L159 134V136H161L160 137V141L158 142V139H156L155 137H154V140H152L154 143H152L151 142V140L150 139H152V138H149L148 139V141L149 142H151V144L153 145H156L157 144V142H158V144H157V148L154 150V154H153V159L154 158H156L155 156H156V154H157V152L159 151V149H160V147H161V144H162V142L164 141V138H166V133L168 132V129H169V127H170V125H171V123L173 122V121H176V119H177V117L182 113V111H183V108H184V106H186L187 105V101H186V98H183V95H182V98L180 97L181 96V94L179 95V91H180V89H179V87L177 88L176 87V83H175V85H172V84H168V85H172L173 86V89H171L170 87H168V88H170L168 91H167V87H166V85L167 84H165L163 87H164V89L166 90L164 93H171V92H169V91H173V93L171 94V96L173 97L171 100H169L170 102H172L173 103V101L175 102V103H171V106H170V103H169V101H168V103H169V106L168 107H171V109H172V111H171V109L170 108H166L165 107V109L168 111V112H170L169 113V116H167L166 114H168V112L167 111H165L164 110V105H160V103H159V105L161 106V107H163V108H159L158 106H156V107H154V103L156 102V100L158 101L159 99L158 98H160V97H158V96H162V95H160V93H159V95H158V93H157V91L159 90H156V88H161L162 86L160 85H158V84H160V83H156V81H157V79H158V77L157 78H154V77H152V73H154L153 71H152V69H151V72H150V74H151V77L152 78H148V77H150V74L148 73V77H146V78H148V79H146V80H142V79H140V77H138V75H137V73L134 71L135 69H138V72L140 71L141 72V70L142 69H146V66H145V68H142L143 67V64H144V61H139V63H140V65L142 64V66H141V70L139 69V67L138 66H140L139 65V63H138V59ZM142 58V57H141ZM168 58V57H167ZM166 58V59H167ZM169 58H171L170 56H169ZM172 58V59H173ZM176 58H174L175 60H176ZM198 58V59H197ZM143 59V58H142ZM141 59V60H142ZM181 59V60H182ZM201 59H204L203 57L201 58L200 57V61H202ZM247 59V58H246ZM261 59H263V58H261ZM60 60V59H59ZM58 60V61H59ZM134 60H135V63H132V62H134ZM155 60V59H154ZM176 60V61H177ZM187 60H185L186 61V63L188 62ZM258 60H260L259 58H258ZM62 61V60H61ZM61 61H59V62H61ZM69 61L71 62H73V61H75V62H73V63H69ZM76 61H78V63H79V61H80V66H77L78 64H76ZM99 61V60H98ZM109 61V60H108ZM107 61V62H108ZM117 61V60H116ZM151 61H152V58H151ZM175 61V62H176ZM185 61H184V63H185ZM249 61H251L252 62V60H249ZM63 63H64V61H62ZM91 62H93V61H91ZM118 62L119 61H117V63L116 64H118ZM153 62V61H152ZM182 62H183V60H182ZM262 62V61H261ZM260 61H259V64L261 63ZM264 62V61H263ZM262 62V63H263ZM63 63H61L62 65H64ZM106 63V62H105ZM154 63V62H153ZM152 63V64H153ZM156 63V62H155ZM185 63V64H186ZM189 63V62H188ZM200 63V62H199ZM203 63H205L204 61H203ZM233 63V62H232ZM248 63V62H247ZM70 64V65H69ZM113 64V63H112ZM111 64V65H112ZM116 64H115V66H116ZM180 64V63H179ZM237 64H239V63H237ZM240 64H242V63H240ZM246 64V63H245ZM252 64V63H251ZM250 64V67L251 66H253L254 68H253V70L254 69H259L258 67L256 68L255 66H256V64L254 63V61H253V65H251ZM264 64V63H263ZM114 65V64H113ZM155 65V64H154ZM183 64H181V66H182ZM188 65V64H187ZM190 65V64H189ZM105 66H106V64H105ZM108 66V65H107ZM153 66V65H152ZM195 66V65H194ZM221 66V65H220ZM230 66V65H229ZM232 66H233V64H232ZM236 66H238V65H236ZM236 66H233V67H235L236 68ZM243 66V65H242ZM245 66V65H244ZM259 67L261 66L262 68H264L263 67V65L261 64V65H258ZM96 67V66H95ZM150 67V66H149ZM226 67V66H225ZM224 67V68H225ZM117 68V67H116ZM148 68V67H147ZM185 68H187V66H185ZM224 68L222 69V71L224 70ZM239 68V67H238ZM238 68H236L237 70H238V72L240 73V70L238 69ZM245 68V67H244ZM102 70H103V68H101ZM197 69H199L198 67L196 68V70ZM214 69H216V68H214ZM248 69H249V66H248ZM100 71V72H103V71ZM112 70L113 69H111V72L110 73H112ZM144 70H142L143 72V75H145V72H144ZM182 70L183 69H181V70H179V71H181L182 72ZM188 70V69H187ZM189 70H190V68H189ZM192 70V69H191ZM195 70V71H196ZM225 70H227V69H225ZM231 70V69H230ZM246 69H244V72H246L245 71ZM250 70V69H249ZM251 70H252V68H251ZM213 71V70H212ZM231 71H234L233 69L231 70ZM231 71H229V69H228V71L227 72H230L231 73ZM242 71V70H241ZM248 71V70H247ZM258 70H255V72H257ZM262 71V70H261ZM261 71H259V72H257V74H255V72L254 71H252V72H254V74L259 78V76L260 75H258V73H260L261 74ZM264 71V70H263ZM147 72H149V70L147 69ZM187 73H188V71H186ZM186 72H184L183 71V75L182 76H184V73H185V80H191V78H194V74L196 75L197 74V72H195L193 75L192 74H190V75H188V74H186ZM227 72H225V74L227 73ZM251 72V71H250ZM249 72V73H250ZM251 72V73H252ZM200 73V72H199ZM220 73V72H219ZM232 73H234V72H232ZM113 74V73H112ZM139 74V73H138ZM141 74V73H140ZM179 74V73H178ZM210 74V73H209ZM211 74L212 75H216V72H211ZM210 74V75H211ZM217 74H218V72H217ZM224 74V73H223ZM236 74H237V72H236ZM247 73H245V75H246ZM101 75V74H100ZM181 75V74H180ZM209 75V76H210ZM214 75V76H215ZM221 75V74H220ZM220 75H218V76H220ZM229 75V74H228ZM232 75V74H231ZM230 75V76H231ZM234 76H237V75H235V74H233ZM233 75H232V77H233ZM244 75V74H243ZM248 75V74H247ZM254 75V76H255ZM74 76V77H73ZM198 76H200V75H197V77L196 78H199ZM213 76V77H214ZM229 76V77H230ZM240 76V75H239ZM256 76H255V78H256ZM73 77V78H72ZM95 77V76H94ZM113 77V76H112ZM112 77H109L110 79H112ZM213 77H211L210 79L212 80V79H214ZM226 77V76H225ZM224 77V78H225ZM231 77V78H232ZM96 78V77H95ZM95 78L93 79V80H95ZM116 78V79H117ZM181 78V77H180ZM216 78V77H215ZM221 78V77H220ZM227 78V77H226ZM240 78V77H239ZM238 78V79H239ZM99 79H101V77L99 78ZM99 79H98V81H99ZM118 79L117 80H115V84H116V81H118ZM145 79V78H144ZM154 79H156V81L154 80ZM209 79V78H208ZM217 79V78H216ZM216 79H215V82H216ZM92 80V81H93ZM113 80V79H112ZM133 80V82H131ZM180 80V79H179ZM184 80V81H185ZM218 80V79H217ZM225 80V79H224ZM230 80V79H229ZM263 80V79H262ZM110 81V80H109ZM182 81H183V78H182ZM187 81H186V83H187ZM225 81H227V80H225ZM231 81V80H230ZM234 81V77H233V79H232V83H234L233 82ZM241 81V80H240ZM101 82H102V80H101ZM103 82H104V80H103ZM112 82V81H111ZM110 82V83H111ZM190 82V81H189ZM213 82V81H212ZM214 82V83H215ZM223 82V81H222ZM228 82V81H227ZM236 82H239V81H236ZM235 82V83H236ZM93 83V82H92ZM94 83H95V81H94ZM93 83V84H94ZM100 83V82H99ZM98 83V84H99ZM107 83H108V81H107ZM120 83V82H119ZM132 83V84H131ZM155 83V84H154ZM173 83V82H172ZM180 82H178V84H179ZM184 83V82H183ZM185 83V84H186ZM208 83H209V81H208ZM242 83V82H241ZM86 84V85H85ZM93 84H90L89 86H91V85H93ZM114 84V85H115ZM122 84V85H123ZM240 84V83H239ZM239 84H236L237 86H239ZM96 85V84H95ZM105 85H106V83H105ZM155 85H157V86H155ZM209 86H208V91H211V90H209V87H210V89H211V86H213V85H211L210 86V83L208 84ZM215 85V84H214ZM216 85H218V83L216 84ZM216 85H215V87H216ZM229 85H231L232 86V84H229ZM235 85V84H234ZM241 85H243L242 86V89H241ZM239 87L240 88H238L237 86L235 87V91H234V88H232L233 90V92L232 91H229V92H232L233 94L231 95L230 93H229V95L231 96H229L230 98H228V97H226L227 99V101H223V99H222V101L225 103H232V104H234V105H241V104H244L245 102H247L248 100H249V94H250V92H249V90H247L246 88H247V86H245V88H243L244 87V84H241ZM76 86H78V88L76 87ZM88 86V87H89ZM109 86H113V85H109ZM124 86V85H123ZM123 86H121V87H123ZM175 86V87H174ZM180 86V88H181V90H183L182 89V87L183 86H181V85H179ZM207 86V85H206ZM97 87V86H96ZM214 87V86H213ZM218 87V86H217ZM229 87V86H228ZM234 87V86H233ZM92 88V87H91ZM174 88H175V90H174ZM206 88H204L205 90H207ZM219 88H220V86H219ZM213 89V88H212ZM250 89V88H249ZM263 90V89H262ZM175 91V92H174ZM219 91V89L217 90V92ZM221 91V90H220ZM261 91V90H260ZM259 91V92H260ZM213 92V91H212ZM217 92L216 93H214V96L215 95H217ZM205 92H203V94H204ZM207 93H208V95H209V92H206V96H207ZM262 93V92H261ZM174 94V95H173ZM186 94V93H185ZM227 94V93H226ZM225 94V96H228V95H226ZM123 95V94H122ZM166 97L165 98H167V96L169 97V95L167 94V95H165ZM204 97V95L201 97L202 98V103H203V106L202 107H204V102H205V98L207 99V97ZM210 96H211V94L208 96V99L210 98ZM224 96V97H225ZM186 97V96H185ZM223 97V98H224ZM214 98V97H213ZM173 99H175V100H173ZM212 99V98H211ZM123 101V102H124ZM208 101V100H207ZM206 101V102H207ZM209 101H211V100H209ZM159 102H160V100H159ZM176 102H177V104H176ZM200 102H201V100H200ZM168 103L166 104V102H165V104L166 105H168ZM202 103H201V105H202ZM208 103V102H207ZM164 104V103H163ZM176 104V106H174L175 108L173 109V105H175ZM201 105H199V106H201ZM188 106V105H187ZM264 106V105H263ZM262 107V106H261ZM157 108V109H156ZM191 108V107H190ZM189 108V109H190ZM160 109V110H159ZM161 109L163 110V111H161ZM260 109V108H259ZM261 109H263V107L261 108ZM166 112V113H165ZM264 112V111H263ZM263 112H262V114H263ZM129 113V112H128ZM126 114V113H125ZM132 114V113H131ZM261 114V115H262ZM128 115V114H127ZM126 115V116H127ZM264 115V114H263ZM133 116V115H132ZM135 116V115H134ZM128 117V116H127ZM129 117H130V115H129ZM136 117L137 116H135V119H136ZM264 119V118H263ZM262 120V119H261ZM147 121H149V122H147ZM172 121V122H171ZM135 122V123H136ZM168 122V121H167ZM167 122H165V123H167ZM174 123V122H173ZM263 122H261V124H262ZM218 124H220L221 125V123H218ZM160 125V126H161ZM219 125V126H220ZM257 125V124H256ZM164 126H163V128H164ZM228 126H231L230 125V123H228V125H225V128H227ZM260 126V125H259ZM255 127V126H254ZM141 128V127H140ZM139 127H138V129H136V131L135 132H137V130H139L140 129ZM216 127H215V125L214 126H212L211 128H209L207 131H208V136H212L213 135V133H214V131L216 130L215 129ZM261 128H262V130H261ZM258 128H256L255 130H257ZM259 131H257L256 132V134L257 135H259V138H260V140H261V144L263 143L264 144V126L262 125L261 127H259ZM123 131V130H122ZM140 132V131H139ZM122 133V134H121ZM123 133H124V137L128 134L127 132H125V131H123V132H120V134H119V137L121 138L122 136H123ZM125 133H127V134H125ZM138 133V132H137ZM142 133V132H141ZM255 134V133H254ZM153 135V136H154ZM135 136H136V134H135ZM139 136V135H138ZM152 136V137H153ZM254 136H256V135H254ZM129 137V134H128V136H127V138ZM123 138V137H122ZM123 139H125V138H123ZM125 140H127V139H125ZM139 140V139H138ZM137 140V141H138ZM263 140V141H262ZM148 141H146V143L148 142ZM157 141V142H156ZM148 142V143H149ZM125 143V142H124ZM156 143V144H155ZM150 144V143H149ZM148 144V145H149ZM150 144V145H151ZM210 144H212V143H210ZM210 144H209V146H208V148H210ZM260 144V145H261ZM213 145V144H212ZM211 145V146H212ZM215 146V145H214ZM156 147V146H155ZM154 147V148H155ZM215 147H217V146H215ZM212 148H214L213 146L211 147V152H213L214 150L212 149ZM215 149V151H216V148H214ZM210 150V149H209ZM163 151V150H162ZM153 152V151H152ZM160 152V151H159ZM233 152V151H232ZM151 153V152H150ZM151 154V155H152ZM159 154V153H158ZM230 154H234V153H230ZM150 155V154H149ZM215 155V154H214ZM217 155V154H216ZM107 157V156H106ZM111 157H113V156H111ZM218 157V156H217ZM232 157V156H231ZM109 158V157H108ZM227 158H229V157H227ZM227 158L225 159V160H227ZM153 159H150V161H152ZM223 159H224V157H223ZM222 160V159H221ZM224 160V161H225ZM233 160H235V157H234V155H233V159H231L230 158V161H232V162H228L227 163V165H228V167H227V165H225V168L224 169H226L227 168V170L229 169V167H231V164L233 163ZM224 161H223V163H224ZM237 161V160H236ZM154 162V161H153ZM152 162V163H153ZM221 162V161H220ZM231 163V164H230ZM238 163V162H237ZM236 163V164H237ZM122 165V164H121ZM233 165V164H232ZM147 166H149V165H147ZM235 166H237V165H235ZM118 169H116V168H114L113 170H117L116 172L115 171H113V172H115V173H119V169H120V167H117ZM232 168V167H231ZM57 169H59V167L58 166H56L55 168H52V170H51V172H55V170H57ZM92 169V168H91ZM219 169V168H218ZM223 169V170H224ZM233 173H234V166H233ZM232 170H230V171H232ZM236 171V170H235ZM230 173H232V172H230ZM55 174H58V173H55ZM235 174V173H234ZM140 176H145L144 174L143 175H139V176H135L136 177V180H139V182L140 181H142V183H140V184H138L136 187H135V190H134V193H135V191H136V196L135 197H141L139 194H141V193H143V195L142 196H144V192H145V190L147 189V187L148 186H150V184L152 183V181L154 180L153 178V171H150L148 174H147V176L146 177H144L145 179H144V181L143 180H141L140 179ZM135 180V181H136ZM234 180V179H233ZM137 183H139L138 181H136ZM43 190H45V189H43ZM41 191V193L40 192H38V191H36V192H38V193H35V191L34 190H32L31 189V191H33L35 194H34V197L38 194L39 195V193L40 194H48V193H44V191ZM40 191V190H39ZM27 192V191H26ZM28 192H29V190H28ZM43 192V193H42ZM31 194H32V192H30ZM30 193L29 194H27V196L28 195H30ZM50 193V192H49ZM55 195V194H54ZM139 195V196H138ZM0 196L1 197H3V198H6V199H8L10 196H11V194H4L3 192H1L0 191ZM9 196V197H8ZM50 196H53V195H50ZM32 198H33V195L31 196ZM46 197H49V194H48V196L46 195ZM235 197V196H234ZM237 197V196H236ZM258 197V196H257ZM28 198H30V197H27V199ZM52 197H50V199H51ZM138 198V199H139ZM142 198H144V197H142ZM35 199V198H34ZM50 199H48V201L50 202V204L52 203V199L50 200ZM138 199H134V201H133V203L135 202V203H137L136 201L138 200ZM233 199V198H232ZM29 200V199H28ZM30 200H32V199H30ZM141 200V199H140ZM231 200V199H230ZM239 200V199H238ZM237 198H236V200L234 201V199H233V201L236 203L237 201ZM34 201V200H33ZM30 204L31 203V201L29 202H27V204ZM33 203V204H32ZM31 204H32V206L30 205L29 206V204L27 205L28 207L27 208H29V207H32V208H34V209H30L31 211L32 210H36V208H35V203L34 202H32ZM132 203V205L133 206H135L136 204L134 203L133 204ZM234 203V204H235ZM238 203V202H237ZM236 203V204H237ZM43 204V203H42ZM49 204V205H50ZM230 204H231V202H230ZM5 206H6V203H0V217H1V221L2 220H4V218H5V215H4V208H5ZM37 206H38V204H37ZM44 207H45V205H43ZM52 206V205H51ZM233 206V205H232ZM232 206H231V208H232ZM40 207H42V206H40ZM39 207V208H40ZM44 207H42V208H44ZM252 206L250 205V208H251ZM214 208V207H213ZM228 208V207H227ZM226 208V209H227ZM245 208H246V206H245ZM249 208V207H248ZM250 208H249V210H248V212L250 211ZM46 209V208H45ZM45 209H41V211H39L38 212V214L41 212L42 213V210H45ZM220 209V208H219ZM218 209V210H219ZM225 211H224V210ZM223 209H221L220 211H216L217 210V208L214 210V209H210L207 213H208V215H207V213H205L204 214V216H205V218L204 219H202L201 220V222H203V228H201V226H202V224H201V222H197L196 223V225L195 226H193L194 227V229H192V230H194V234H195V232H196V235H193V234H190V235H192V236H194V238L196 237V240L194 239V241H196L195 243L197 244V245H195V243L194 244H192V245H194L195 247H197V246H199V247H201L200 245H203V243L205 242L204 240H208V237H209V239L210 238H212L211 236V234H215V233H217V231H219L218 230V228H216L217 226H218V224H221V223H219V222H221L220 220H222L223 218H222V216H223V214L226 212V209L225 208H223ZM229 209V208H228ZM228 209H227V211H228ZM233 209V208H232ZM239 209V208H238ZM254 209H256L255 207H254ZM253 209V210H254ZM30 210H28L27 209V211H30ZM231 210V209H230ZM230 210L228 211L229 213H230ZM234 210H235V208H234ZM253 210H251V211H253ZM233 211V210H232ZM245 211V209L244 210H242V212H244ZM222 212H224V213H222ZM233 212H235V211H233ZM239 212V211H238ZM246 212V211H245ZM244 212V213H245ZM255 212V211H254ZM253 212V213H254ZM258 212V211H257ZM40 213V214H41ZM211 213V214H210ZM227 213V212H226ZM226 213L224 214V216L226 215ZM241 213V212H240ZM31 214V213H30ZM38 214H37V216H38ZM42 214H44V215H46L45 213H42ZM221 214V215H220ZM230 214H233V213H230ZM50 215V214H49ZM48 215V216H49ZM234 215V214H233ZM241 215V214H240ZM41 216V215H40ZM47 216V217H48ZM220 216H221V218H220ZM229 215H227V217H228ZM232 216V215H231ZM242 216H244V215H242ZM248 216H251V215H248ZM31 217V218H30ZM29 217V220H28V218H27V222H26V224L28 223H30L29 224V226H28V224L27 225H25V227H30L33 223H34V221H41V220H43L42 218H43V215L40 217L41 218V220L39 219V220H35V219H32L33 217L32 216H30ZM226 217V218H227ZM235 217V218H234ZM39 218V217H38ZM45 218V217H44ZM225 218V217H224ZM230 218V217H229ZM229 218H227V219H229ZM238 218H240V217H238ZM36 219H37V217H36ZM123 220H124V217L122 218ZM234 219H236V216L234 215L233 216V220ZM30 220H34L33 221V223L30 221ZM203 220H205V222L203 221ZM226 220V219H225ZM224 220V221H225ZM230 220V219H229ZM44 221V220H43ZM42 221V222H43ZM200 221V220H199ZM236 221H237V219H236ZM124 222H126L125 220H124ZM223 222V221H222ZM226 222V221H225ZM201 224V225H199L200 226V228H197V229H195L196 228V226H197V224ZM11 224H15V225H17V226H19V222H15V223H11ZM35 224V223H34ZM33 224V225H34ZM124 224V223H123ZM125 224H128L129 226H130V224H135V218L131 215L128 219H127V223H125ZM223 224H226V223H223ZM223 224L221 225V226H223ZM227 224H229V223H227ZM233 224V223H232ZM235 224V223H234ZM207 227V225H208V227H207V229H206V227ZM211 225H214V227L213 226H211ZM216 226V227H215ZM231 226V225H230ZM131 227V226H130ZM134 227H136V226H134ZM192 227V228H193ZM213 227V228H212ZM228 227V226H227ZM121 228H122V225H121ZM132 228V227H131ZM215 228V229H214ZM232 228V227H231ZM237 228V227H236ZM28 229V228H27ZM31 229H33V227H31ZM123 229H125V225H124V227H123ZM122 230V229H121ZM229 230V229H228ZM231 230V229H230ZM229 230V231H230ZM233 230V229H232ZM123 231V230H122ZM125 231V230H124ZM148 231V230H147ZM235 231V230H234ZM31 232V231H30ZM126 232V231H125ZM128 232V231H127ZM145 232V231H144ZM192 233H193V231H192ZM223 233H224V231H223ZM229 234V233H228ZM189 235V236H190ZM179 236H177L176 238H178ZM183 237V236H182ZM182 237H180V238H182ZM186 237V236H185ZM191 237V236H190ZM213 237H214V235H213ZM175 239V238H174ZM173 239V240H174ZM186 239V238H185ZM214 239V238H213ZM137 240H139V239H137ZM178 239H176V241H177ZM180 240V239H179ZM188 239H186V241H187ZM192 240V239H191ZM201 241L202 242V244H201V242H200V245H198L199 244V242L198 241ZM206 240V241H207ZM194 241H192V242H194ZM209 242H210V240H208ZM207 241V242H208ZM164 242V241H163ZM174 243H175V240L173 241ZM172 241H171V243H173ZM183 242V241H182ZM181 242V243H182ZM188 242H190V241H188ZM206 242V243H207ZM53 243H55L56 244V246L55 245H53ZM160 243H161V241H160ZM170 244V246H169V244L167 245L168 246V249H170V247L171 246H173L174 248H172L171 247V249L172 250H175L174 252L177 254V253H179L180 251H184V249H183V246L181 245V244H177V245H179V247L177 246L176 247V245L175 244ZM186 243V242H185ZM157 244V243H156ZM160 245V244H159ZM188 245V244H187ZM229 245V244H228ZM227 245V246H228ZM156 246H158V245H156ZM162 246V248H163V246H164V244L163 245H161ZM161 246H159L158 248H160L158 251L159 252H163L162 254L164 255V254H166V253H164V251H162V250H165V248L164 249H162L161 248ZM185 246V245H184ZM193 246V247H194ZM205 246V245H204ZM218 246V245H217ZM187 247V246H186ZM186 247H184V248H186ZM206 247V246H205ZM204 247V248H205ZM215 247H216V244H215ZM176 248V249H175ZM212 248H214V247H212ZM162 249V250H161ZM170 249V250H171ZM181 249V250H180ZM187 249V248H186ZM195 249V248H194ZM199 249V248H198ZM197 249V250H198ZM207 250H211V249H209V248H206ZM214 249H216V248H214ZM228 249V248H227ZM213 250V249H212ZM211 250V251H212ZM42 251L43 252H47V253H50V252H57L58 254H59V256L60 257H62V258H68V257H70V255L71 254H73V256H72V258H74V257H79V259H83V257L84 256H86L85 258L87 259V261L89 260V259H92V257H94V255H90V254H88L87 252V254L85 255V252L84 251H78V250H75L72 246H70L69 244H67V243H65L63 240H61V239H59V240H51L50 241V243H47V242H45L44 240H41V242L40 241H35V240H33V239H26V240H21V239H18V238H13V239H4V238H0V264H44V259H43V257H42V255H43V253H42ZM166 251V250H165ZM205 251V250H204ZM203 251V252H204ZM210 251V252H211ZM220 251V250H219ZM228 251V250H227ZM80 253V252H82V253H84L83 255L81 254V256H79V254H77V253ZM173 252V254L171 255V254H169L168 256V258H167V260L165 259V255L163 256V255H160L158 252V255H156V256H154V257H152V258H155V257H157L158 258V261H156V263H155V261H154V263L155 264H164L165 262V260L167 261V262H169V263H175V261H176V258H177V256H176V254ZM197 252V251H196ZM199 252V251H198ZM202 252V253H203ZM209 252V253H210ZM17 253H18V255H19V253H20V255L19 256H17ZM170 253H172V252H170ZM181 254H183L182 252H180ZM179 253V254H180ZM185 253H187V252H185ZM184 253V254H185ZM188 253H189V251H188ZM201 252H200V254H202ZM205 253V252H204ZM212 253H213V255H214V251H212ZM218 253V252H217ZM75 254H77V255H75ZM168 254V253H167ZM167 254H166V256H167ZM178 254V256H181V255H179ZM184 254L182 255V256H184ZM191 254V253H190ZM197 254V253H196ZM199 254V255H200ZM208 254V253H207ZM203 255V254H202ZM213 255L210 257V255H209V258L210 259H212V257H213ZM89 256H91V258L89 257ZM173 256V257H172ZM193 256V255H192ZM81 257V258H80ZM96 257V256H95ZM165 259H163V258ZM186 257V256H185ZM215 257V256H214ZM213 257V258H214ZM98 259L100 258H102V257H97ZM156 258V259H157ZM160 258V259H159ZM183 258V257H182ZM188 258V257H187ZM195 258V257H194ZM216 258V257H215ZM9 259V260H8ZM78 259V258H77ZM155 259V260H156ZM164 261H163V260ZM200 259H201V257H200ZM208 259V258H207ZM202 259L201 260V262L202 263H207L208 262V260H210V259ZM250 259V258H249ZM152 261H153V259H151ZM179 261H181L180 260V257H179V259H178ZM183 260H184V258H183ZM197 260V262L199 261V264H200V260H198V258L196 259ZM217 260H219V258L217 259ZM252 260H254L255 261V259L254 258H251V261ZM86 261V260H85ZM100 261V260H99ZM103 261H104V259H103ZM116 261V260H115ZM133 261V260H132ZM131 261V262H132ZM185 261H186V258H185ZM184 261V262H185ZM189 261V260H188ZM193 261V260H192ZM250 261V260H249ZM137 262V261H136ZM182 262V261H181ZM196 262V263H197ZM211 262V261H210ZM209 262V263H210ZM214 262H215V264H216V261H214L213 260V264H214ZM253 262V261H252ZM147 263H149V262H147ZM151 263H153V262H151L150 261V264ZM179 263V262H178ZM191 263V262H190ZM193 263H195V262H193ZM249 263V262H248ZM128 264V263H127ZM132 264V263H131ZM134 264V263H133ZM166 264H168V263H166ZM217 264H219V263H217ZM250 264H252V263H250Z\"/></svg>",
  "mask_w": 264,
  "mask_h": 264
},
{
  "label": "clouds",
  "instance_id": "obj_3",
  "mask_svg": "<svg viewBox=\"0 0 264 264\" xmlns=\"http://www.w3.org/2000/svg\"><path fill=\"white\" fill-rule=\"evenodd\" d=\"M13 174L7 170L5 164L0 168V181L10 183ZM134 191H121L118 198H112V189L104 187L94 191V201L100 204L99 208L91 205L66 212L68 223L53 225L52 235L63 240L75 250L88 252L94 256L102 257L109 252L116 241L113 223L123 218L130 207ZM85 217H93L94 223L90 226L83 221ZM99 264H104L99 261Z\"/></svg>",
  "mask_w": 264,
  "mask_h": 264
},
{
  "label": "crops",
  "instance_id": "obj_4",
  "mask_svg": "<svg viewBox=\"0 0 264 264\" xmlns=\"http://www.w3.org/2000/svg\"><path fill=\"white\" fill-rule=\"evenodd\" d=\"M21 107L19 112L23 118L19 121H27L21 125L22 128L9 124L1 130L3 146L10 150L12 161L17 165L28 162L45 165L53 160L57 163L64 162L71 155L74 146L71 132L61 129L53 113L46 117L38 112V108L28 111ZM44 122L46 126L40 129L37 124Z\"/></svg>",
  "mask_w": 264,
  "mask_h": 264
}]
</instances>
